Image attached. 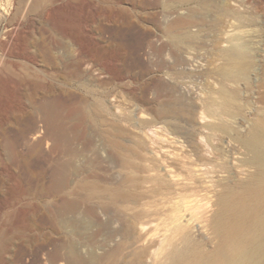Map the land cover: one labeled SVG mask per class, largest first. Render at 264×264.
Masks as SVG:
<instances>
[{"label": "rangeland", "instance_id": "obj_1", "mask_svg": "<svg viewBox=\"0 0 264 264\" xmlns=\"http://www.w3.org/2000/svg\"><path fill=\"white\" fill-rule=\"evenodd\" d=\"M23 1L0 0V16L9 22L0 23V34L6 32L0 36V51L6 48L13 55L12 60L0 62V264H65L63 245L75 242L84 254L94 249L89 230L77 236L59 221L57 166L62 159L75 157V111L80 105L99 102L103 107L120 99L126 109L146 119L149 111L156 113L167 101L155 91L163 81L178 82L187 105L204 103L223 84L234 87L238 95L233 115L223 116L231 128L219 129L211 137L220 148L216 164L225 167L210 164L208 175L229 185V166L238 192L244 184L256 183L254 151L239 134L246 136L256 118L264 121V0H210L207 23L187 27L197 33L198 44L190 39L179 43L167 31V24L187 13L195 1L48 0L35 8L34 0ZM223 1L233 14L219 11ZM230 42L243 44L251 61L246 72L235 77L222 55ZM46 103L55 116L51 121L46 118ZM201 110L195 121L180 124L189 139L198 141L203 153L211 156L206 141L210 130L204 126L210 119ZM95 119L84 124L87 162L104 156L106 148L103 126ZM160 122L143 129L148 142L166 141ZM161 217L154 220L157 227L151 237L159 241L167 232ZM180 221L190 225L194 234L202 231L199 239L206 248L216 244L218 236L204 230L199 220H186L184 215ZM259 249V262L264 264V231Z\"/></svg>", "mask_w": 264, "mask_h": 264}, {"label": "bare ground", "instance_id": "obj_2", "mask_svg": "<svg viewBox=\"0 0 264 264\" xmlns=\"http://www.w3.org/2000/svg\"><path fill=\"white\" fill-rule=\"evenodd\" d=\"M42 1L48 0H34L31 5L35 8ZM183 1H195L196 5L170 21L167 31L179 43L190 39L198 44L197 33L193 34L187 27L205 25V11L213 2ZM218 9L222 14L234 13L225 1ZM5 18L0 16V23H7ZM2 33L0 36L6 32ZM231 44L222 49V55L226 68L235 77L246 72L251 61L243 44ZM8 51L6 48L0 51V62L12 60V52ZM155 91L167 101L160 104L156 113L149 111L150 117L146 119L139 117L134 109H126L120 99L106 105L103 101V107L98 102L76 108L75 157L62 159L57 166L59 221L63 229L69 228L77 236L89 230L96 245L86 254L75 242L70 247L63 245L61 259L65 264H147L148 259V264H260L259 239L264 231V121L256 118L246 136L239 134L243 144L254 151L257 181L244 184L238 192L229 166V185H224L217 174L216 178H209L207 167L210 164L219 169L225 167L216 164L215 153L220 148L211 142V137L219 129L231 128L223 116L233 115L236 88L223 84L210 92L204 103L193 101L188 105L176 81H163ZM48 104L44 107L46 118L51 121L55 116L48 110ZM198 108L210 119L204 126L210 130L206 141L212 149L211 156L203 153V145L198 141L189 139L187 129L180 124L195 121ZM95 117L103 126L106 148L104 156L98 154L97 160L87 162L82 147L84 124H93ZM162 121L166 141L148 142L143 129ZM54 136L56 140V131ZM203 166L207 170L201 171ZM222 184L223 189H218ZM163 214L165 217H161ZM184 215L186 220H199L204 230L218 236L212 248H206L199 239L202 231L194 234L190 225L180 221ZM160 217L167 232L159 241L151 237L157 227L154 220Z\"/></svg>", "mask_w": 264, "mask_h": 264}]
</instances>
